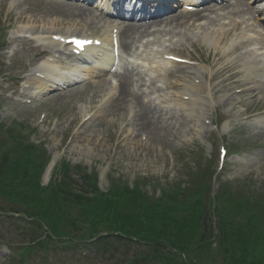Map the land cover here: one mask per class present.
<instances>
[{
    "label": "rangeland",
    "instance_id": "rangeland-1",
    "mask_svg": "<svg viewBox=\"0 0 264 264\" xmlns=\"http://www.w3.org/2000/svg\"><path fill=\"white\" fill-rule=\"evenodd\" d=\"M84 13L78 8L55 4L54 0H0V34L5 36L6 41L0 50L2 124H24L29 130H35L31 141L44 144L55 163L65 160L73 166L86 167L89 172L96 171L103 191L107 189L109 177L121 179L129 185L138 182L149 193L154 187L183 184L191 173L196 172L198 163L217 168L221 146H226L228 150L219 173L222 182L246 180L258 188L264 186V115L246 119L251 112L264 111V95L256 99L254 90L241 95L226 89L212 98L211 94L204 92L198 97L202 105L197 106L195 102L183 99L186 97L182 96L183 91L190 90L187 93L192 96L191 91L196 90L188 86L192 84V78L183 69H193L199 79L210 73L209 67L199 61L194 66L185 67L162 62L161 59L162 55L173 54L215 64L212 56L218 50L225 54L231 50V45L244 43L243 37L248 38L247 31L244 34L240 31L233 33L227 44L221 43L220 34L230 21L226 26L221 20L209 27L213 31L209 33L211 41L208 34L202 35L206 40L200 37L202 31L197 26L189 28L186 33L173 25L167 26L166 30L161 29V33L153 37L146 34L148 40L141 37L128 44L122 51L116 75H132L133 87L140 99L138 104H130L132 102L128 100L121 105L119 116L111 111L114 103L110 106L115 99L112 97L118 81L115 76L102 75L109 85L92 88L99 82L100 76L92 77L93 68L88 69L86 81L75 89L25 104L26 99L32 98V93L41 87L37 82H33L29 89L24 87L28 85L29 79L25 75L29 68L39 63L38 55L42 52L51 51L50 48L58 49L45 41L47 35L106 36L108 25L92 22ZM254 16L258 22V15ZM249 18V14L244 13L241 21L246 20L248 27L254 29L255 24ZM258 28L256 31L259 32ZM238 50L240 52L226 57L225 65L235 64L236 58L244 54L247 55L244 56L248 65L258 61L260 51L250 45L245 44ZM158 58L159 63L165 65L161 74H155L151 66L152 61H158ZM250 66L254 65L240 63L236 69L246 67L251 71ZM188 69L187 72L191 73ZM253 79L251 75L249 80ZM263 79L260 74L257 81L263 82ZM20 81L24 84L20 85ZM220 86L212 85L210 89L220 90ZM251 87L250 83L246 86ZM71 94L74 96L70 99L68 96ZM189 103L198 110H193ZM146 108L155 113L152 119L149 116L153 125L145 134L136 129L138 119ZM214 122L225 123L218 130ZM237 141H247L249 146L240 149L239 155H232L229 145H235ZM48 182L42 180L43 185ZM0 242H4V237ZM48 252L45 256H32L28 264H103L105 261L102 250L90 255L87 248L71 252L55 247ZM9 253L6 247L0 245V264L8 263ZM84 259L89 262L84 263Z\"/></svg>",
    "mask_w": 264,
    "mask_h": 264
},
{
    "label": "trees",
    "instance_id": "trees-1",
    "mask_svg": "<svg viewBox=\"0 0 264 264\" xmlns=\"http://www.w3.org/2000/svg\"><path fill=\"white\" fill-rule=\"evenodd\" d=\"M41 155L11 134L0 160V205L3 200L10 211L44 224L50 232L44 245L67 238L75 248L96 239L94 249L120 254L124 263L128 249L141 245L144 251L130 257L134 264H264L263 190L221 188L212 198L211 173L205 171L191 173L157 199L118 182L103 193L94 174L80 168L77 174L66 164L60 182L42 188Z\"/></svg>",
    "mask_w": 264,
    "mask_h": 264
},
{
    "label": "bare ground",
    "instance_id": "bare-ground-1",
    "mask_svg": "<svg viewBox=\"0 0 264 264\" xmlns=\"http://www.w3.org/2000/svg\"><path fill=\"white\" fill-rule=\"evenodd\" d=\"M94 1H95V4H97L99 7H101V5H103V4H106V3L111 2V1H116V0H94ZM225 1L227 2L228 6H232L230 13H227L230 16H240L241 14H244V13L249 14V15H253V13L256 12V7L260 6L258 3L259 0H255L252 4L250 3L251 0H233V1H235L234 3H231L230 0H225ZM162 7H165V4H163ZM117 10H118V8L115 7V10H114L115 13L117 12ZM166 11L167 10H165L164 13H166ZM84 14H87L85 17L92 20V22H95V21L99 22L100 20L104 19L102 17H100V18L96 17V16L92 15L91 13L86 12ZM188 16L197 18V17H201L202 14L201 13H193V14H184L182 16L180 15L179 16L180 18L178 17L175 21L183 23L181 20L185 19ZM252 19H253V21H255L254 17ZM212 22H213L212 20L208 19V23H212ZM242 26H243V24L234 23L230 29L223 31L221 34L223 41H226V39L229 41L231 38V35L234 32H240L242 30ZM137 33H138V28H137V30L134 28L124 29L121 33L122 41L124 38V41L122 42V45H121V49L122 48L126 49L128 44H129L128 42L131 41L130 39H127V38L129 36H134ZM105 42H106V45L109 43V45L111 46L110 33H109L108 37L106 38ZM239 44L232 45L231 50L229 52H227V56H229L231 54H235L238 51V49L241 47V46H239ZM110 51H111V47H110L109 52ZM226 57L221 56L218 59V63L219 64L224 63ZM236 60H237V62L235 64H232L230 66H225L220 71L224 70L226 74H229L230 78H239L241 76V74L239 72L235 71L236 68H238V65L240 63L247 66L248 61L244 55H239L236 58ZM103 65L106 66L107 64H103ZM54 68H55L54 64H50L49 62H46L42 65L40 71H37V72L45 75L46 77H51V76H53L52 71L54 70ZM244 76H242L241 78H243ZM60 78H63V77H58V79H60ZM69 79L70 78H63L61 84L65 86V84L68 82ZM132 80H133V78L130 74H124V75L119 77V85H118L119 93H118L116 100L114 101V104L112 105V110H111L113 115L119 116L122 113V109H120L121 105H124L126 103V101H128L129 99H132V101L135 103H137V101H139L140 96L138 95V93L137 92L133 93L131 91ZM103 85L108 86L109 84L105 79H100L96 85L92 86V88L96 89L98 87H102ZM53 88L58 89L61 87L55 84V86H53ZM73 96H74V94H71L68 96V98L71 99ZM77 96H78V94H77ZM77 96H75V97H77ZM130 104H133V103H130ZM31 109H33V108H31ZM154 113H155L154 110H151L150 108H146L144 113L142 115H140V117L138 119V124H137L136 130L140 131L142 133H145V134L149 133V131L153 125V121H151L149 119V116L152 119L154 117ZM51 167H52V164H51L50 168L48 169V171L45 175V178H47V176L50 174Z\"/></svg>",
    "mask_w": 264,
    "mask_h": 264
}]
</instances>
